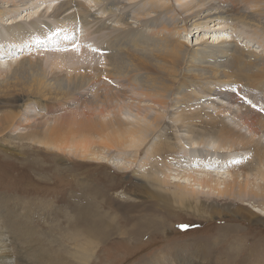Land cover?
Masks as SVG:
<instances>
[{
  "label": "rangeland",
  "instance_id": "1",
  "mask_svg": "<svg viewBox=\"0 0 264 264\" xmlns=\"http://www.w3.org/2000/svg\"><path fill=\"white\" fill-rule=\"evenodd\" d=\"M62 1L66 0L0 1V33L3 35L0 52L5 54L0 57L1 65L4 62L0 67V264H172L174 256L184 264H264V201L247 200L243 206L249 211V217H240L233 214L235 210L229 209L235 205L227 207L221 200L216 204L215 201L221 199L216 197V192L198 194L207 208L211 205L209 209L215 211L212 215H196L177 207L176 211L167 214L164 226L151 222L149 229L136 231L130 240L123 234H113L112 228H108L109 240L95 251V257L85 262L76 257L72 217L75 202L78 201L83 215L95 209L97 216L100 209L108 208L101 206V201L79 195L75 189L79 180L88 182L92 179L93 183L105 184L107 195L122 203L112 202V206L122 205L127 214L137 217L152 207H159L160 201L152 192L136 190L139 181H143L136 173H155L166 182L164 186L168 190L175 189L176 183L190 188L188 171L202 175L208 172L220 182L229 179L230 174L226 170L216 173V168L201 163L185 166L183 158L178 165L172 160L164 163L156 159L150 162L153 167L147 165L153 142L161 137L171 140L169 134H165L167 130L153 134L150 143L134 160L129 152L112 150L103 162H88L68 153V148L64 151L56 149L60 142L45 137L43 130L62 117L67 121L79 120L72 114L75 103L71 100L65 103L66 98L50 83L56 73L64 76L68 70L70 73L85 70L96 78V68H106L103 45L121 29L129 31L126 24L119 21V15L125 16L124 20L130 26L142 30L141 35L155 32L185 42L191 48L200 43L218 44L226 40L264 56V32L228 18H211L206 22L202 16L199 25L195 26L193 20L188 21L179 12L175 17L177 28L160 30L154 21L136 22L132 12L137 4L127 0H108L111 3L73 0L75 6L65 12L73 15L79 5L84 4L90 13L71 21V18L66 21L67 17L60 16V21H66L64 24L50 15ZM170 3L177 10L175 0ZM106 6L112 11L106 12ZM162 18L167 21L166 16ZM47 26L53 28L52 31ZM126 52L139 55L131 50ZM101 82L86 86L84 91L91 94ZM227 88L233 91L236 86L231 83ZM207 95V99L239 112L237 103L214 94ZM239 95L248 104L264 108V97L260 93L243 91ZM188 101L172 105L173 100H170L168 109L177 112L190 106L198 108L195 99ZM47 104L55 107L48 111L44 108ZM188 150L189 155L194 156L195 151ZM215 161L218 159L208 164L218 165ZM237 163L249 167L252 158L247 154L237 158ZM121 191H127L130 198L119 195ZM167 208L171 209L170 206ZM115 214L121 219L120 211ZM161 217L159 215V219ZM227 234L231 238L225 239Z\"/></svg>",
  "mask_w": 264,
  "mask_h": 264
},
{
  "label": "bare ground",
  "instance_id": "2",
  "mask_svg": "<svg viewBox=\"0 0 264 264\" xmlns=\"http://www.w3.org/2000/svg\"><path fill=\"white\" fill-rule=\"evenodd\" d=\"M0 1L17 3L25 0ZM127 1L137 4L132 12L136 22L147 24L154 21L160 30L171 31L177 28L175 17L179 12L188 21L193 20L192 25L195 26L199 25V18L202 16L206 22L211 18H228L264 32V0H175L178 11L171 5L170 0ZM73 2H59L52 10L51 17L66 24L69 18L71 21L74 17L90 13L84 4H80V8L73 15L65 12L75 6ZM106 8V12L112 11V8ZM60 16L68 19L65 18L66 21L62 22ZM162 16H166L167 21ZM124 18L125 16H118L119 21L125 23L129 31L119 28L120 32L116 31L118 34L113 35L103 45L106 68H96V78L85 70L74 71L75 73L68 70L64 76L54 74L51 79L53 82L50 83L66 98L65 103L70 100L75 103L72 114L79 120L67 121L62 117L51 127L45 128L43 135L60 142L61 145L56 146V149L64 151L68 148V153L82 161L103 162L112 150L129 152L134 160L142 148L150 143L153 134H162L167 130L168 133L165 134H169L171 140L161 137L153 142V150L147 157L149 163L145 164L153 167L150 162L156 159L164 163L172 160L178 165L183 158L185 166L201 163L216 168V173L226 170L230 177L220 182L208 172L202 175L188 171L186 175L190 188L176 183L175 189L168 190L164 186L166 182L155 173H136L143 181H139L137 189L134 190L150 194L152 192L153 197L160 201L157 203L159 207H152L137 217L127 214L122 205L117 204V208L112 206V202L122 203L107 195L105 184L93 183L92 179L88 182L79 180L75 187L79 195L101 201V206L108 207L105 211L100 209L97 216L94 214L95 209L83 215L80 213L81 206L78 201H74V254L82 262L95 257V251L109 240L106 234L108 228H112L113 234H123L130 240L136 231L149 229L151 222L159 227L164 226L168 220L167 214L172 210L176 211L177 207L196 215H212L215 211L209 209L210 204L207 208L203 200L198 198L200 193L210 195L216 192V197L221 198L215 201L216 204L221 200L227 207L235 205L229 209L235 210L233 214L240 217H249V211L243 206L247 200L264 201V108L248 104L239 95L246 91L260 93L264 97V56L226 40L218 44L200 43L191 48L185 42L155 32L141 35L142 30L130 26ZM47 28L49 31L53 29L49 26ZM1 37L3 35L0 33ZM130 50L139 55L126 52ZM1 55L5 54L0 52V57ZM1 63L0 67H3L4 62L2 65ZM36 80L39 82V79ZM98 81H102L101 86L91 94L84 91L86 86ZM231 83L235 84L236 91L227 88ZM207 94L237 103L239 112L207 99ZM191 99L199 103L198 108L190 106L187 110L177 112L168 109L170 100H173L172 105H177ZM53 107V104H47L44 108L49 111ZM188 149L195 151L194 156L189 155ZM247 154L252 158L249 167L237 163V158ZM215 159H218L215 161L218 165L208 164ZM186 169L188 168L184 170ZM108 184L112 186V182ZM119 195L127 198L131 196L127 191H121ZM73 198L76 200V197ZM95 205L99 206L97 203ZM169 206L171 209L167 208ZM236 210L244 211L247 215L239 214ZM118 211L121 212V219L115 214ZM103 213L107 216L102 215ZM159 215H162L161 219ZM153 224L151 225L154 226ZM229 238L231 235L227 234L225 239ZM237 238L239 241L240 235ZM179 261L174 256L172 264H184Z\"/></svg>",
  "mask_w": 264,
  "mask_h": 264
},
{
  "label": "snow or ice",
  "instance_id": "3",
  "mask_svg": "<svg viewBox=\"0 0 264 264\" xmlns=\"http://www.w3.org/2000/svg\"><path fill=\"white\" fill-rule=\"evenodd\" d=\"M184 227H187V226H184Z\"/></svg>",
  "mask_w": 264,
  "mask_h": 264
}]
</instances>
